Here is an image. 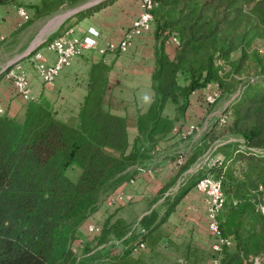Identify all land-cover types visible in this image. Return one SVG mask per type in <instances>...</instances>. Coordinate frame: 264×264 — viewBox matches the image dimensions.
Listing matches in <instances>:
<instances>
[{"label": "trees", "instance_id": "trees-1", "mask_svg": "<svg viewBox=\"0 0 264 264\" xmlns=\"http://www.w3.org/2000/svg\"><path fill=\"white\" fill-rule=\"evenodd\" d=\"M47 1H41L42 7L34 5L33 15L48 12L52 2ZM112 1L99 0L71 14L39 46ZM247 1H152V94L147 106L134 115L131 138L126 115L103 102L109 64L101 59L87 67L84 92L72 119L60 117L48 102L36 98L27 101L19 119L0 114V264H151L140 255L144 250L132 253L131 248L142 241L153 249L168 215L204 175L220 181L223 201L217 219L222 232L233 238L230 247L218 252V264H251L255 255L264 253V152L254 149L264 148V53L249 46L264 21V0H255L249 10ZM169 34L177 40L172 56L163 48ZM238 46L241 54L231 68L240 71L242 59L248 58L257 67L256 74L248 75L226 104L228 119L219 124L213 118L193 147L172 158L173 172L148 200V211L136 220L139 236L111 256L110 233L117 238L131 233L129 222L111 212L90 240L80 237L72 251L69 244L76 228L94 209L101 192L127 182L130 166H144L158 155L161 142L180 136L188 123L195 125L190 119L191 95L201 104L200 89L208 81L218 83L219 96L228 89L226 74L221 75L216 61H228ZM168 104L171 112L165 109ZM226 132L240 134L241 141L217 144L210 154L219 152L221 159L198 167L173 194H164ZM168 242L181 247L177 248L181 260L172 264H199L211 255L190 235Z\"/></svg>", "mask_w": 264, "mask_h": 264}, {"label": "rangeland", "instance_id": "rangeland-1", "mask_svg": "<svg viewBox=\"0 0 264 264\" xmlns=\"http://www.w3.org/2000/svg\"><path fill=\"white\" fill-rule=\"evenodd\" d=\"M41 1L42 0H17L15 1L16 3H12L14 5L13 7H11L12 11L15 10L16 6H22L29 14V18L24 21H19L15 13L13 16V20L11 19V24L13 26L12 31L17 32V37L14 38V43H17L19 45L17 52L13 55L14 60L20 61L21 56L18 57V55H21L22 53H24L28 48L33 46L38 41H41V40L43 41L44 39L49 38L52 32L58 27L60 23L59 21L62 19V17L66 13H68L72 9L90 0H62L59 3L57 2L58 4H55L54 1L49 0L50 2H52L50 3L49 1H47V3L48 2L50 3L49 11L46 13H42L39 16H35L33 15V12H32L33 7L34 5H40V4L42 7L43 2ZM254 1L255 0H249L246 2L245 6L248 8L247 10L250 9ZM47 3L46 5L49 4ZM84 17H87V16H84ZM117 37L118 36L111 37L109 39L114 41L116 40ZM168 38L169 36L166 37V39H164L163 48L167 53H169V56H172L173 49H174L173 48L174 43L170 42ZM104 39L106 38H103V40ZM135 41H136L135 43L134 41L133 43L131 42V48L126 52H121V51H118L117 49L113 51H109V50L100 51L99 47L102 48L106 40L105 41L101 40L98 43L97 37H96L95 46L91 48L90 50H87V51L85 50L84 53L82 52L84 55L87 56L86 58H89L90 62L101 59L102 62L105 63L106 65L109 64V67L106 70L107 82H106L105 91L103 94V102L105 106H107L111 111L126 115L128 138H131V135L133 133V128H134L133 118H134L135 113L139 109H143L147 105V103L149 102L151 98V94H152L151 85H150L151 81H150V76H149L150 68H149L147 59L148 58L151 59L150 52L152 50L153 45H155L154 44L155 40L153 38V18L151 21L150 31L143 33L142 37L140 38L136 37ZM41 42L39 43V45L41 44ZM249 46L253 49H256L257 51L261 53H264V21L260 23L258 34L255 37H253ZM249 46H246L247 47L246 49H249ZM36 47H34L33 50L39 49ZM141 47H143L144 50H146L148 53L147 52L143 53L142 51H139ZM240 50L241 49L239 46L231 50L228 61L227 60H224V61L217 60L216 61L217 64H219L220 66L219 71L221 75L226 74L224 75L225 76L224 80L228 82L227 84L228 89L222 92L221 95L215 100L213 104L205 106V105L199 104L198 102L196 103L195 106L197 109L196 111L197 113L196 112L193 113L194 109H191L190 111L191 116H193V118H190V119H192L195 122L196 127L190 130L188 135L184 137L180 135L179 136L180 138L193 136V139H198L201 136L202 131H203L201 128L202 127L201 125H203V122L205 120L207 121V123L208 122L212 123L213 121H215L212 118H216L217 115L209 116V113L210 112L217 113L219 109L221 108V106L223 105V103L225 102V100L226 99L228 100V98L231 95H233L236 89L238 91V86L245 80V78L248 75L253 76V74H256L257 67L248 58L242 59V63L240 65L241 67L240 71L236 72L235 70L231 68L230 64L231 62L236 63L237 58L241 54ZM24 61L25 59H23L21 62H24ZM26 65L32 69V67L28 63L24 64L25 69H26ZM79 72L80 73H77L78 77L85 79L86 72L83 69L79 70ZM231 78H234L236 82L234 81L233 83H231ZM8 94L10 96L11 92L8 91ZM48 94H49L48 99H40V101L48 102L52 108H54V105H56L55 107L57 109L56 108L54 109H56L60 117L65 118V119L66 118L72 119V117L74 116L73 114L74 109L73 108L66 109L64 106H61V104H59L58 106L57 104H55V99H52L53 94L51 92H48ZM27 101L28 100L23 101L20 98L16 97V103L14 105L15 113L10 116H13L15 119H19L24 110V105L27 103ZM165 109L171 112L172 111L171 104H168ZM188 112L189 110L187 111V113ZM223 139H229L230 141H236V140L241 141L242 138H241V135L238 133L232 134V133L226 132L220 135L217 140L220 141ZM217 140L213 141L212 144L217 142ZM259 150L264 152V148H259ZM208 151L209 150L207 149L202 155H200V158H198L194 162V164L190 166L191 167L190 173H194L197 170V168L202 165L205 166V164H203L202 162L197 163V161L198 160L202 161L203 157L208 153ZM130 167L131 169H133L129 173L130 177H132L134 176L133 171L136 169L134 165ZM147 167L148 166H145V168ZM157 167L158 166H156V169L154 171L155 173H158L156 175L157 176L163 175V173H161L159 168ZM185 176H186V171L180 175V178L181 177L184 178ZM137 178L138 176L134 177L133 182L130 181L129 184L125 182H121L120 184L115 186L112 190H110L112 192L114 189H118V190L123 191L126 194H130L128 192H131L133 194V195L131 194L132 199L124 200L122 202H116L115 204L111 206H105L101 203V200L110 191L109 189H107L101 192L98 200L96 201V206L94 207V209L77 226L75 235L71 239L69 247L71 245L77 247L78 246L77 240L80 239V237L84 240H90V238L93 236L92 233H88L85 230L84 222L86 220H89V219L95 220L96 224L99 226L102 220L104 219V217L106 216V214H111V212H115L116 214H119V215L124 214V218L125 220L129 222L130 224L129 229L131 230V233H129L130 235L128 236L127 234V236L124 238L126 239V242L122 241V239H119V238L117 239L116 243H114V248L110 249L111 256L117 255L116 253L119 251V249L121 250V249L126 248L125 246H127V242L133 241L135 238L139 236L138 235L139 230L136 225V217L139 213L144 211L145 207L147 206L148 196H145V194H143L145 197L141 196L140 198V192H138V189H135L139 187L138 183H140L137 180ZM180 181L179 182L175 181L167 189L166 192H168L169 194H173L176 191V188L179 185ZM154 184L157 185L158 182L155 181ZM151 186L150 188H154L152 184ZM159 200H161V198ZM172 212L168 215V219L162 224L161 226L162 236L157 241L153 249H151L150 246L147 245L145 246L146 249L140 253V255L144 257L147 256L146 261H149L151 264H172V262H175V261L179 262L181 260L180 255H179V249H177L180 246L177 245V247H175L176 245L175 246L170 245L168 241L179 242L180 239L189 235L190 227L186 222L182 223L183 217L180 215L179 211H177L176 213H172ZM205 231H206V228H205ZM206 236H207L206 240H204L201 243H202V246H205V249L211 253V255L208 256L205 261L199 260V264H209V262L211 261V258L218 257V253L208 248L210 237L207 234V232H206ZM110 237L116 238V236H113L111 233H110ZM133 256H136V255H133ZM257 256H258L259 261L262 263L264 261V253L259 254ZM253 260H254V257L252 259V262Z\"/></svg>", "mask_w": 264, "mask_h": 264}, {"label": "crops", "instance_id": "crops-1", "mask_svg": "<svg viewBox=\"0 0 264 264\" xmlns=\"http://www.w3.org/2000/svg\"><path fill=\"white\" fill-rule=\"evenodd\" d=\"M11 4L12 3L0 4V74L2 72L1 69L6 64L14 60L13 55L17 52L19 48V45L17 43H14V38L17 37V32L12 31L13 26L11 24V19L13 20V16L15 12L12 11L11 7H13L14 5ZM137 9H138V0H113L111 3L105 5L104 7L98 9L97 11H94L89 16L81 18L74 25L68 27L67 29H71L70 30L71 34H74L78 37H82L83 35L86 34L85 31L86 28L88 26H91L92 28L98 31L97 41L99 43V41L101 40L105 41L111 37L119 36L124 31V29L127 26V23L136 13ZM136 37L140 38L142 37V35ZM136 37H134L133 39L134 43L136 42L135 41ZM103 38L106 39L103 40ZM90 49L91 48L83 49L80 54H77L76 56L72 57L70 63L67 66L62 67L57 73L54 80L51 81L50 83L42 82L38 77V75L34 72V70L26 65V75L29 80L32 97L36 99H48L49 98L48 92H51L53 94L52 99H55V104H57L58 106L59 104H61V106H64L66 109L73 108L74 109L73 114H75L77 110L78 102L80 101L84 92L83 83L85 82V79L78 77L77 73H80L79 70L82 69L86 72L87 67L90 64V60L89 58H86L87 56L84 55L83 53L85 52V50L87 51ZM39 50L42 52V57L45 59L46 62L52 61L53 59L52 52L46 49L43 45L39 47ZM139 51H142L143 53L147 52L146 50H144L143 47H141ZM19 56L20 55H18V57ZM149 59L150 58L147 59V62L149 68H151L152 61L151 59L150 60ZM7 87L8 84L3 80L1 74L0 100H2V102L5 104L6 113L12 115L15 113L14 105L16 103V97L9 96ZM231 96L228 98V100L227 99L225 100L223 105L225 103H228V101H230ZM196 103L197 101L194 100V95L193 96L191 95L190 111L191 109H194L193 113L197 111L195 106ZM55 106L56 105H54V108H56ZM143 109H139V110H143ZM214 115L216 116V112L209 113V116H214ZM210 123L211 122L207 123V121L205 120L203 122V125H201L202 130L208 127ZM134 132H135V126L133 128V133L131 136H133ZM199 138L193 139V136L180 138L179 136L175 135L173 138L161 142L159 144L158 155L144 166H139L134 164V167L136 168V170L133 171L134 176L130 177L127 182L125 181L123 182L129 184L130 181L133 182L134 177L138 176L137 180L140 183H138L139 187L135 189H138V192H140V198L141 196H144L143 194H145V196H148V200H149L152 197V195L155 193V191L158 189V187L161 185V183L168 176V174L173 172L174 164L172 158H174L176 154L187 152L191 147H193L194 143H197L200 140ZM217 139L218 138H216L215 140ZM225 141H229V139H223L220 141L217 140V142H215L214 144H212L213 142L212 141L211 144L207 147V149L209 150L208 153L203 157L202 161L198 160L197 163L202 162L203 164L207 165L212 163L216 159H221L222 157L221 153L219 152L215 154H210V153L211 150L217 144ZM254 149L256 150L258 148H254ZM198 158H200V155L194 160V162ZM194 162L192 164H194ZM145 166L148 167L145 168ZM156 166H158L157 168H159L160 172L163 173V175L161 176L156 175L158 174L154 172ZM190 166L183 171V172L186 171V176L191 174ZM180 175L177 177L175 181L179 182L181 180L182 177L180 178ZM184 178H182V180ZM155 181L158 182L157 185L154 184ZM151 184L153 185L154 188H150ZM170 186H168V188ZM167 189L165 190L164 194L168 193L166 192ZM128 193L132 194L131 192ZM159 199H157L156 202L150 204L149 207L151 208L153 205L160 202L161 200ZM206 204H207L206 197L202 195L200 192H198L193 185L191 188L187 190V192L175 205V208L172 212V213H176L177 211H179L180 215L183 217L182 223L186 222L189 225L190 227L189 235H191V237L193 236L192 239L195 240L193 241L199 246H202L201 242H203L207 238L206 231L204 228ZM146 207L144 211H142L137 215L136 220L139 218L141 214L148 211L146 210ZM115 215L117 216L119 214L115 213ZM121 216L124 217V214H122ZM202 247L205 248V246ZM213 258H211L209 264H212V261L214 260Z\"/></svg>", "mask_w": 264, "mask_h": 264}, {"label": "built area", "instance_id": "built-area-1", "mask_svg": "<svg viewBox=\"0 0 264 264\" xmlns=\"http://www.w3.org/2000/svg\"><path fill=\"white\" fill-rule=\"evenodd\" d=\"M153 0H138V9L133 17L127 23L124 31L116 38V40H106L100 51L109 50L113 51L117 49L121 52H126L131 48V42L136 36H141L145 32H149L151 29L152 14L150 8L152 7ZM19 21H24L29 18L28 12L22 6H16L14 10ZM71 29H66L61 34L52 37L44 45L53 54L51 62H46L42 57V52L39 49H34L27 57L25 61L13 60L9 62L2 74L3 80L8 84V91L11 92L10 96L18 97L23 101L32 99L31 88L28 77L26 75L25 63H28L34 72L38 75L42 82L49 83L54 80L59 70L67 66L70 63L72 57L79 54L83 49L93 48L96 44L95 38L98 36V31L88 26L86 28V34L82 37H78L71 34ZM168 40L172 43H176V37L171 34ZM233 93L231 98L236 94ZM220 94V88L216 81L206 82L200 90V102L203 105L213 103ZM223 105L216 113V122L223 123L229 117V109ZM5 113V104L0 100V114ZM196 126L192 123H188L180 132L182 137L186 136L190 130ZM259 149V148H258ZM180 158L177 157V160ZM136 169V168H135ZM195 189L204 195L207 199L205 208L204 225L206 232L209 235V248L218 253L223 248L230 247L233 244V238L230 234H224L219 226L217 214L223 201V194L220 189V181L218 178H214L210 175H204L195 182ZM132 199L131 194H126L121 190L115 189L108 193L101 200V203L105 206H111L116 202H122L124 200ZM85 230L88 233H93L98 230V225L95 220L89 219L84 222ZM127 233L119 239L125 238ZM117 237H110L107 242L116 243ZM78 242V240H77ZM72 251L76 250L75 246H70ZM145 244L139 241L131 248L132 253H138L141 250H145ZM212 264H218V258L214 257Z\"/></svg>", "mask_w": 264, "mask_h": 264}, {"label": "water", "instance_id": "water-1", "mask_svg": "<svg viewBox=\"0 0 264 264\" xmlns=\"http://www.w3.org/2000/svg\"><path fill=\"white\" fill-rule=\"evenodd\" d=\"M98 0H90V1H87V2H85V3H83L82 5H79L78 7H76V8H74V9H72L71 11H69L68 13H66L63 17H62V19L59 21L60 23L64 20V19H66L68 16H70L71 14H73V13H75L76 11H78V10H80V9H82V8H85V7H87V6H89V5H91V4H93V3H95V2H97ZM59 23V24H60ZM42 41V40H41ZM41 41H38L37 43H35L33 46H31L30 48H28L24 53H22L20 56H23V55H26V54H28V53H30L32 50H33V48L34 47H36L37 45H39V43L41 42ZM7 65V64H6ZM5 65V66H6ZM5 66L1 69V70H3L4 68H5ZM252 264H264V261L261 263L260 261H259V259H258V256L256 255V256H254V260H253V262H252Z\"/></svg>", "mask_w": 264, "mask_h": 264}]
</instances>
